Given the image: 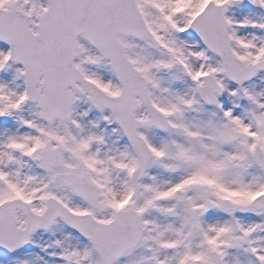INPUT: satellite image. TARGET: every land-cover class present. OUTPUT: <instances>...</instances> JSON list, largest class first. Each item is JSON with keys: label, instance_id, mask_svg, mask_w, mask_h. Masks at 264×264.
<instances>
[{"label": "snow or ice", "instance_id": "snow-or-ice-1", "mask_svg": "<svg viewBox=\"0 0 264 264\" xmlns=\"http://www.w3.org/2000/svg\"><path fill=\"white\" fill-rule=\"evenodd\" d=\"M0 264H264V0H0Z\"/></svg>", "mask_w": 264, "mask_h": 264}]
</instances>
